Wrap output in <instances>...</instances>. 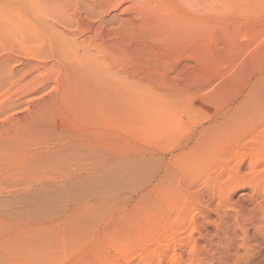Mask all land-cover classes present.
<instances>
[{
  "label": "rangeland",
  "instance_id": "obj_1",
  "mask_svg": "<svg viewBox=\"0 0 264 264\" xmlns=\"http://www.w3.org/2000/svg\"><path fill=\"white\" fill-rule=\"evenodd\" d=\"M130 1H120L122 5L117 12L109 14H130L128 22L115 20L113 25L95 30L91 28L92 19L78 16L71 20L69 26L63 27L61 33L54 34L55 40L72 47L74 42L72 44L71 41H75L74 47L79 49V53L73 51L69 61L80 63L83 57L95 59L98 65L102 64L101 69L106 68L111 80L121 81L127 96L147 97L144 100H150L149 104L158 110L160 115L156 116L157 120L148 128L143 125L147 131L146 128L136 130V127L134 131L128 128L121 131V127L117 126V130L115 126L110 132L123 137L122 146L126 150L138 149V146L146 150L150 164L152 167L157 165L161 174L167 168L176 174L179 180L175 191L180 192L181 199L164 203L163 197L173 195L172 191L162 184L154 188L152 178L147 183L144 176L137 178L132 184L134 190L114 197V202H111L113 199L110 202L117 203L115 207L99 211L97 222L89 224L85 233L44 264H193L202 252V242L220 244L226 240L222 234L217 237L199 234V229L219 227V217L224 213L248 220L247 223L238 219L247 223L244 226L249 228L246 230L249 234L264 239V226L253 227L250 217L246 216L248 211L256 208L253 206L255 201H264V0H196L198 14H194L195 10L192 12L179 7L175 0H145V5L154 8L150 10L144 8L140 0L136 3ZM173 18L174 22H171ZM95 44L99 45L98 48ZM54 52L61 53L55 48ZM62 62L63 68L68 70L67 62ZM52 64L44 62L41 72H37L38 88L44 89L45 94L55 90L64 71ZM75 78L74 74L68 76L73 91L76 83L72 80ZM43 105L39 111V128L40 125L46 129L54 122L60 123L65 115L63 107L57 103ZM19 108H9L8 112L0 114V118L11 114L15 122L18 120L17 123L24 125L25 129L29 128L27 113ZM252 108L257 109L254 112L261 113L258 126L249 120L228 127L230 119L244 110L251 112ZM159 117H162L161 120ZM72 120L68 117L66 122L71 124ZM8 123L5 121L3 125L11 126ZM254 125L256 127H252ZM214 130L224 136L225 140H219L222 143L216 142L215 147L206 152L193 147L201 137L203 140L209 135L207 132L212 134ZM146 135L149 136L145 138ZM211 142L215 140L210 138L209 144ZM112 144L119 145L118 142ZM211 170L215 171H212L214 175ZM236 213H240L241 217H237ZM227 225L225 227L234 235L237 232L235 226L232 223ZM241 243L232 237L229 246L222 245L207 264H232L233 261V264H248L251 260L259 264L261 256L252 252L235 257V252L243 248Z\"/></svg>",
  "mask_w": 264,
  "mask_h": 264
},
{
  "label": "bare ground",
  "instance_id": "obj_2",
  "mask_svg": "<svg viewBox=\"0 0 264 264\" xmlns=\"http://www.w3.org/2000/svg\"><path fill=\"white\" fill-rule=\"evenodd\" d=\"M120 1L130 0H0V114L10 110L9 108L20 107L27 113L28 124H30V127L25 129L24 125L17 123L18 120L16 122L13 120L11 114L0 118V264H44L48 258L56 256L73 240L79 238L80 234L85 233L89 224L97 222L103 209L115 207L117 203H111L114 202V197H118L120 193L134 190L135 187L132 184L137 178L144 176L145 183L152 178L155 181L154 188L162 184L163 187L172 191L170 193L173 195L168 194L163 197L164 203H171L180 198V192L175 191L179 180H177L176 174H172L168 168L161 174V169L157 165L152 167L150 164V157L146 156V150L139 149L138 146V149L134 148L128 151L122 146L123 137L115 136V133L110 132L111 128L115 126L116 129L117 126L121 127V131L125 128L131 131L135 127L136 130L138 128L144 130L157 120L156 116L160 115L158 110L149 104L150 100H144L147 97L127 96L121 81L111 80L108 71H105L106 68L102 67L101 69V63L98 65L95 59L83 57L80 59L82 61L79 60L80 63L69 61V55L73 51L79 53V49L76 50L77 48L74 47L75 41L70 39L72 44L74 42L72 47V45L64 43H61V46L59 44L61 40L56 39L59 43L55 40L54 34L61 33L63 27L69 26L71 20L78 16H85L90 21L92 19L91 28L95 30L102 26H111L115 20L121 23L128 22L130 14L123 16L120 13H113L114 15L110 16L112 11L115 12L122 5ZM131 1L139 2V0ZM175 1L180 4L179 7L192 12L195 10V14L196 0ZM141 2L145 6L144 8L154 9L150 5H145V0H140ZM207 5L209 6V4ZM148 9L145 10L149 11ZM151 13L153 14V12ZM147 15L150 16V14ZM174 19L171 22H174ZM167 25L169 26L168 23ZM120 28L122 27L120 26ZM99 33L100 30L98 35ZM67 38L69 39V37ZM56 47L58 48L56 49ZM54 48L56 51L59 49L62 54L55 53ZM48 61L57 65L60 70L64 69L62 61L67 62L68 70L64 69L62 75L59 76L61 80L55 90L45 94V91H42L44 89L38 88L37 72L38 70L41 72L40 68L44 66L43 63ZM48 69L50 70V68ZM70 74L76 76L72 80L76 83L74 91L70 89L71 80L68 81ZM19 99L21 103L22 101L26 103L21 105L18 103ZM46 103L53 105L57 103L58 106L60 104L65 115L62 116L60 123L54 122L50 127L43 129L41 125L40 128L38 126L39 111ZM245 110L239 112V115L236 112L237 116L228 121V127L249 120L254 121V124L257 125L261 117L260 111L254 112L253 110H257L254 108L251 112ZM68 117L73 119L71 124L66 122ZM159 118L161 120L162 117ZM5 121H8L11 126L3 125ZM255 125L252 127H256ZM221 129L223 130L222 127ZM211 133L207 132L209 135H206L207 138L205 137L203 140L202 137L199 140L196 139L198 141L193 147L206 152L213 149L216 142L222 143L219 141L224 139L222 134L219 135L216 130ZM148 136L146 135L145 138ZM23 137L25 140H22ZM210 138L215 142L209 144ZM112 141L118 142L119 145L112 144L114 143ZM193 147L191 146V149H194ZM216 148L218 149L217 146ZM212 171L214 170H211V173ZM166 176L171 178L167 179ZM218 200L220 201V199ZM260 202L259 200L255 201L253 206L256 208L246 213V216H249V220L252 221V226L257 229L264 226V205H261L264 201L261 204ZM238 215L236 213L237 217ZM231 216L233 215L229 213L222 214L219 217V227L216 225L215 228L209 230L199 229L200 235L217 237L222 234L226 240L221 241L220 244L202 242L200 248L202 252L193 260V264H207L208 261H211V255L219 251L222 245L229 246L232 237L241 241L243 247L240 249L242 252L240 250L235 252L236 258L252 252V254L261 256L259 264H264V239L247 232L249 228L245 229L244 225L248 223V220L242 219L247 222L245 224L241 223L240 218ZM239 217L241 216L239 215ZM242 218L244 217L242 216ZM227 223H232L235 226L233 227L237 229L234 235L225 227L229 226ZM248 264L258 263L251 260Z\"/></svg>",
  "mask_w": 264,
  "mask_h": 264
}]
</instances>
